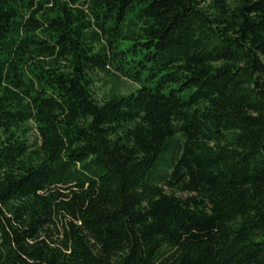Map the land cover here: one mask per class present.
<instances>
[{"label": "trees", "instance_id": "16d2710c", "mask_svg": "<svg viewBox=\"0 0 264 264\" xmlns=\"http://www.w3.org/2000/svg\"><path fill=\"white\" fill-rule=\"evenodd\" d=\"M0 264H264V0H0Z\"/></svg>", "mask_w": 264, "mask_h": 264}, {"label": "rangeland", "instance_id": "374dc122", "mask_svg": "<svg viewBox=\"0 0 264 264\" xmlns=\"http://www.w3.org/2000/svg\"><path fill=\"white\" fill-rule=\"evenodd\" d=\"M124 89L127 91V89H130L131 88V85H129V83L123 81L122 83ZM133 87V86H132ZM99 96L101 97V92H99Z\"/></svg>", "mask_w": 264, "mask_h": 264}]
</instances>
